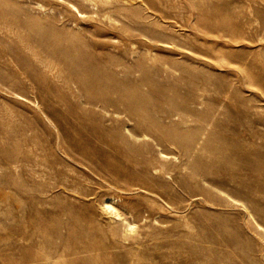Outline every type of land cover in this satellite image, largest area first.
I'll use <instances>...</instances> for the list:
<instances>
[{
	"label": "rangeland",
	"instance_id": "374dc122",
	"mask_svg": "<svg viewBox=\"0 0 264 264\" xmlns=\"http://www.w3.org/2000/svg\"><path fill=\"white\" fill-rule=\"evenodd\" d=\"M13 1L25 8L31 26L42 24L48 29L55 26L64 30L79 26L94 30L96 26L88 22L87 14L79 12L81 5H89L83 0ZM145 7L150 32L164 30L163 42L154 44L149 38H138L130 45L124 35L126 28L137 26L134 19H124L125 32L122 27L98 23V63L110 58L112 61L98 66L108 74L114 73L116 63L120 64V71L126 72L121 78L135 89L152 93L158 107L194 106L216 123L209 133H231L234 126H239L234 114H240L251 124L249 131L236 128L240 130L238 136L243 137L240 139L264 143V0H166L163 16ZM4 14L9 16L8 11ZM39 90L15 83L0 85V264H61L88 258L85 254L63 255V248L75 241L68 240L69 233L74 234L72 231H104L111 238L112 219L102 209V202L110 198L116 200V207L127 211L140 230L156 217L160 222L154 225L156 228L163 225L164 230L169 229L162 237L171 236L166 239L179 245L156 251L149 243L140 248L144 255L140 264H264V230L258 227L264 229L262 218L256 214L248 216L234 206L205 202L199 193L185 189L182 180L191 169L184 164L186 159L180 148L171 142L156 147L150 136H141L143 129H138V138L130 137L126 147L117 141L113 144V139L98 138L89 151L98 166L110 161L119 172L142 177L156 188L155 193L139 189L137 182L127 178L124 180L129 182L118 184L111 180L96 185L91 171L80 166L77 154L68 148L67 142L80 139L74 135L75 126L89 123L98 131L120 132L126 125L135 128L137 124L115 115L121 122L116 126L117 119L110 122L106 120L108 115L99 110L97 116L85 106L76 109L67 91L68 97L60 98L55 91L53 96H46L47 90ZM175 119L177 122L178 118ZM201 120L203 117L178 127H201ZM64 128L70 130L65 132ZM158 150L163 151L164 158H158ZM17 156L21 160L18 165L12 162ZM143 156L160 159L159 166L167 168L169 174L163 176L154 170L144 173L134 163L136 157ZM211 159V154L204 156L205 161ZM191 178L188 177L187 184L192 182ZM76 184L87 193L96 192L97 201L82 191L72 193L69 187ZM261 196L257 193L253 199ZM95 236L99 244L101 237L97 232ZM49 237L54 245H48ZM75 242L81 243L80 238ZM109 252L130 254L138 250L129 246ZM104 256L98 257L97 264H114Z\"/></svg>",
	"mask_w": 264,
	"mask_h": 264
},
{
	"label": "bare ground",
	"instance_id": "6f19581e",
	"mask_svg": "<svg viewBox=\"0 0 264 264\" xmlns=\"http://www.w3.org/2000/svg\"><path fill=\"white\" fill-rule=\"evenodd\" d=\"M11 1L0 0V83H15L20 87L30 86L38 90H47L46 96H53V91H55L60 98H67L68 95L65 93L67 91L71 100L75 101L74 107L76 109L85 106L97 116L99 110L103 115H108L109 119L106 120L112 122L111 120L117 119L115 120L118 123L116 126H120L121 122L115 115L124 116L137 124L135 128H129V125H126L120 132L114 129L98 131V127H92L89 123L83 127L75 126L74 135L80 139L67 142L68 148L77 154L76 162L91 171L93 180H97L95 181L96 185L99 184L100 186L111 180L118 184L129 182L124 180L127 178L137 182L136 186L139 189L155 193L156 186L151 187L149 181H145L142 177L137 178L134 177L135 175L130 174L128 176V174L119 172L110 161L101 162L98 166V161L89 152L93 143H98V138L100 140L113 139L114 142L117 141L121 146L126 147L130 137L138 138V129H143L144 132L141 133V136H150L156 147L162 146L165 142H171L181 149L183 158L186 159L183 162L191 169L187 178L182 180L185 189H192L193 192L199 193L205 202L214 203L218 206H234L245 211L248 216L256 214L264 222V143L240 139L241 136H238L240 130L237 131L236 128L245 127L249 131L251 127L246 118H243L239 113V115L234 114L239 126H234L231 133L229 131L227 134L221 132L222 135L217 132L209 133V128L216 123H213V119H207V116L199 113L194 106L182 109V107L172 105V102L168 103V105H172L171 107H158L159 105L155 102L152 93L141 88L135 89L121 78L126 72L120 71V64L116 63L114 73L109 72L108 74L101 66H98L112 62L110 58L108 62L103 59L104 63H98V40L96 39L98 23L105 22V25L108 24L109 27H117L118 29L122 27L124 31L122 25L124 19H130V21L134 19L137 26L126 28L127 32L124 31V36L130 45H133L138 38H149L154 44L163 42L164 30L157 31V34L150 32L148 27L149 16L146 15L144 9H146V5L155 12V15L163 16L162 6L166 0H141L139 1L141 3H138V0H83L89 5H81L79 12L83 15L87 14L88 22L96 24L94 30H86L80 26L73 30L58 29L55 26L48 29L42 24L31 26L25 8ZM77 1L80 2V0ZM69 3L77 6L74 1ZM4 10L8 11L9 16L4 14ZM21 29H23L22 32ZM32 34L36 36V39H32ZM109 46L119 48L118 45L106 44V47ZM126 70L129 71V69ZM2 72L9 73L2 75ZM40 93L43 92L40 91ZM154 95L157 96L158 93H154ZM163 95L166 94L163 93ZM235 98H239L237 94H235ZM195 104L193 103V105ZM200 117L204 119L201 120L203 121L201 127H178V124L188 125L190 122L199 120ZM175 118H178L177 122ZM106 120L103 119V121ZM167 121L169 124H165ZM113 124L115 123L113 122ZM66 128L64 131L68 132L70 129L67 130ZM241 131L243 132V130ZM117 147L120 146L117 145ZM163 154L162 150H158V158H164L162 157ZM206 154H211L213 159L205 161L204 156ZM127 156L131 158V155L127 154ZM159 161L157 158L146 156L134 159L135 166H141L144 173L154 170L163 176L168 175L169 172L165 171L167 168L164 169L163 166H159ZM12 162L18 165L17 163L21 162L20 157L14 158ZM189 176L192 177V182L187 184ZM132 186L135 187V185ZM80 187L76 184L69 187V190L75 195L85 192V196L97 201L96 192L87 193L82 189L84 187ZM130 191L133 192L134 190L130 189ZM257 193L262 196L259 199H253ZM115 201L110 198L102 202L103 211L109 214L112 219L109 230L111 238L108 239L104 231H96L97 235L101 237L98 244L96 232L87 234L72 231L74 234L69 233L68 240L73 241L75 239L76 241L80 238L81 243L75 241L69 245L67 243L63 248L65 249L63 255L65 253L73 256L85 254L88 255V258L80 261H65L61 264H97V259L102 254H105L104 259H109L114 264H140L141 259L144 258L140 248L146 247L149 243L154 245L156 251L167 246L173 249L179 246L173 240L166 239V237L171 236L162 237V233L169 232V229L164 230L163 225L156 228L154 225L160 224L156 217L142 226L144 230H140L141 228L138 229L135 226L134 219L132 221L127 216V211L124 212L121 207H116ZM68 213L70 214V212ZM74 220L75 223H79L75 216ZM144 221L147 222L145 219ZM258 227L264 230L260 225ZM47 243L48 245L55 244L50 237L47 238ZM129 246L135 247L138 252L109 254L111 253L109 252L110 249L119 250ZM138 254L139 256H137ZM58 256L62 257L61 255ZM65 257L67 256L65 255Z\"/></svg>",
	"mask_w": 264,
	"mask_h": 264
}]
</instances>
